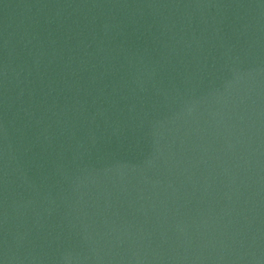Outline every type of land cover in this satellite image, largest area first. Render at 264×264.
Masks as SVG:
<instances>
[{
  "label": "water",
  "instance_id": "95a60500",
  "mask_svg": "<svg viewBox=\"0 0 264 264\" xmlns=\"http://www.w3.org/2000/svg\"><path fill=\"white\" fill-rule=\"evenodd\" d=\"M0 264H264V0H0Z\"/></svg>",
  "mask_w": 264,
  "mask_h": 264
}]
</instances>
